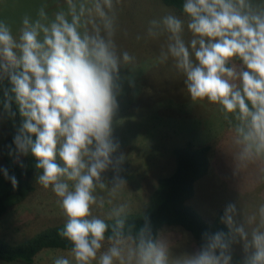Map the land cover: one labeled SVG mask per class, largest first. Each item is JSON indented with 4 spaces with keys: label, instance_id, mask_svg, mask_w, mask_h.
<instances>
[{
    "label": "clouds",
    "instance_id": "1",
    "mask_svg": "<svg viewBox=\"0 0 264 264\" xmlns=\"http://www.w3.org/2000/svg\"><path fill=\"white\" fill-rule=\"evenodd\" d=\"M66 3L67 10L52 19L43 7L38 19L24 16L18 38L0 21V84L9 85L0 104L10 117L16 115L13 101L18 106L22 120L9 155L21 166V157L35 158L41 170L37 183L59 198L66 221L58 234L71 243L75 264L97 259L98 264H232V241L223 231H205L196 251L173 256L147 220L135 235L125 234L128 204L111 208V225L93 215V206H104L97 189L109 188L104 173L113 171L110 196L127 184L120 175L124 155H114L120 144L113 125L127 79L121 70L135 57L120 51L114 39L116 0ZM182 11L192 34L187 43L184 21L176 15L150 22L149 35L168 34L160 63L171 60L183 74L191 101L207 100L220 106L225 119L234 117L237 165L264 160V2L184 0ZM133 83L128 80L130 87ZM0 171L17 188L15 175ZM239 215L236 203L229 202L220 219L243 242L242 264H264V204L250 231L247 224L256 217L238 222ZM106 240L109 246L101 251ZM54 264L72 260L60 256Z\"/></svg>",
    "mask_w": 264,
    "mask_h": 264
},
{
    "label": "rangeland",
    "instance_id": "2",
    "mask_svg": "<svg viewBox=\"0 0 264 264\" xmlns=\"http://www.w3.org/2000/svg\"><path fill=\"white\" fill-rule=\"evenodd\" d=\"M41 7L52 19L56 12L67 10V3L66 0H0V21L9 24L18 38L23 17L38 19ZM116 9L114 39L120 51H128L135 57L130 68L121 70L127 79L123 93L118 97L120 108L113 125L114 136L120 144L114 155H124L120 175L127 184L116 196H110L113 171L104 173L109 188L97 189L96 195L104 198V206H93V215L107 218L111 208L122 203L129 205L128 213L143 212L158 178L169 174L173 168L172 149L191 141L195 145L208 146V164L206 172L195 179L194 193L186 202L208 220L218 211L223 215L225 206L234 202L240 210L238 222H247L255 216L247 227L249 231L257 227L258 209L264 204V160L237 165L234 160L238 151L233 144L234 117L228 114L225 119L220 106L207 100L191 101L183 74L171 60L159 61L168 34L159 29H156L159 32L156 36L148 34L152 20L173 14L184 21L183 37L187 43L192 39L187 29L188 19L160 0H116ZM128 80L134 82L133 86H129ZM5 137L6 130L0 117V149ZM2 162L0 155V166ZM38 174L32 177L33 189L10 205L1 217L0 238L8 243L20 242L40 228L66 221L59 198L51 187L45 189L37 183ZM191 236L179 225H164L156 239L167 242L171 255L177 256L196 251ZM230 240L232 264H242L243 242L232 233ZM108 246L106 240L101 251ZM60 256L75 264L67 248H44L31 262L0 260V264H54ZM93 264H98V259Z\"/></svg>",
    "mask_w": 264,
    "mask_h": 264
},
{
    "label": "trees",
    "instance_id": "3",
    "mask_svg": "<svg viewBox=\"0 0 264 264\" xmlns=\"http://www.w3.org/2000/svg\"><path fill=\"white\" fill-rule=\"evenodd\" d=\"M160 1L163 5L171 7L188 19L182 11L184 0ZM235 62L239 63V61ZM8 86L7 81L0 84V101L3 100V89ZM12 110L16 112L14 117L5 114L2 104H0V117L6 130L5 141L0 149L3 159L0 169L6 168L10 175H15L18 186L14 189L11 182L5 179L3 171H0V221L10 205L20 201L33 189L32 177L41 171L35 168L36 160L31 153L21 157L23 166L16 161L14 156L9 155L10 147L14 148L13 137L22 120L18 106L14 101ZM207 153L208 146L206 144L195 145L191 141H185L174 147L172 149L174 164L171 172L158 178L157 184L150 194L149 204L143 212L127 213L125 234L135 235L147 220L154 238L164 225L181 226L192 235L195 250L202 244V233L205 231H223L228 234L230 239V230L221 222L222 213L220 211L208 220L194 206L186 202L194 193L195 179L206 172ZM104 219L109 225L114 223L108 217ZM64 223L65 221L40 228L17 243H8L0 238V260L31 262L35 254L44 248L70 249L71 243L58 234ZM110 234L111 229L109 228L106 236Z\"/></svg>",
    "mask_w": 264,
    "mask_h": 264
}]
</instances>
